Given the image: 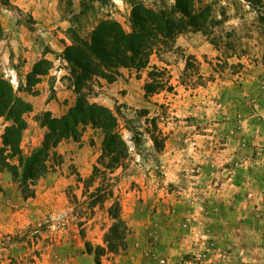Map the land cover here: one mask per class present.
<instances>
[{
  "label": "rangeland",
  "instance_id": "obj_1",
  "mask_svg": "<svg viewBox=\"0 0 264 264\" xmlns=\"http://www.w3.org/2000/svg\"><path fill=\"white\" fill-rule=\"evenodd\" d=\"M30 1L54 2L57 17L50 28L42 20L37 26L34 18L46 14L47 7L38 8L35 16L31 9L16 5ZM81 1L69 0L67 12L78 13ZM108 1L95 17L102 19L111 12V18L129 31V9L123 0ZM141 1L149 6L157 0ZM61 10L57 0H0V76L17 90L25 86L35 63L50 61L52 69L32 92L20 93L30 99L40 96L42 104L67 96L57 81L60 77L61 85L69 86L68 71L54 73L66 69L58 56L69 44V17L63 5ZM244 12L219 29L222 37L223 32H233L231 42L239 46L237 51L217 50L200 34L177 37L176 50L161 64L170 72L172 92L146 97L143 71L117 78L122 89H107L102 80L89 85L90 101L119 109L120 133L129 148L125 169L113 175L114 196L129 228L124 249L109 252L105 242L111 202L88 209L90 195L102 181H83L101 155L102 136L87 127L78 142L64 141L55 149L61 160L54 173L36 183L34 198L24 200L10 174L0 173V264H158L161 258L172 259L164 253L169 240L187 239L193 247L198 242L211 244L215 238L222 241L212 228L225 226L227 212L219 211L218 202L224 189H233L229 177L240 182L246 170L252 178H261L264 166V22L248 6ZM261 12L264 16V9ZM27 52L34 62L28 72ZM188 57L190 69L185 72ZM69 98L56 116L48 110L35 112L25 101L31 112L25 115L23 154L29 155L42 141L45 115L62 116L74 104V94ZM5 125L0 120V134ZM151 134L164 140L161 150L154 148ZM229 202L236 208L243 204L238 199ZM263 211L262 207L258 212ZM235 223L233 227L239 221Z\"/></svg>",
  "mask_w": 264,
  "mask_h": 264
},
{
  "label": "trees",
  "instance_id": "obj_2",
  "mask_svg": "<svg viewBox=\"0 0 264 264\" xmlns=\"http://www.w3.org/2000/svg\"><path fill=\"white\" fill-rule=\"evenodd\" d=\"M59 13L68 14L69 27L66 31L69 44L58 56L66 63L65 78L75 96L74 104L60 117L46 114L43 126L46 132L40 144L29 155L20 148L21 136L26 129L25 115L31 112V105L19 93L32 92L40 77L47 75L52 63L41 59L26 76L25 86L17 90L8 80L0 76V120L6 124L0 134V172H7L17 184L24 200L34 198L36 183L53 173L61 160L55 149L64 141L78 142L87 127L100 132L102 136L101 155L93 167L92 174L83 184L101 179V185L90 195L92 202L88 209H106L109 228L105 242L109 252L124 249V240L129 228L122 219L119 199L114 196L113 176L118 169H125L129 161V148L120 133L118 108L114 110L90 102L89 85L104 80L114 82L121 76V70L138 74L147 70L143 91L146 97L163 91L172 92L171 75L165 66L150 65L151 57L164 63L163 57L176 50L177 37L185 34H200L209 39L217 50L234 52L239 46L231 42L233 32L219 29L233 18L245 15L244 6L257 13L264 22L263 0H157L147 6L141 0H123L129 9V31L112 19L108 13L102 19L95 17L108 0H82L78 13H68L71 2L57 0ZM233 11V14L230 12ZM62 18V17H61ZM3 31L0 25V40ZM48 52V51H47ZM45 52V53H47ZM186 60L185 72L190 69ZM191 60V59H190ZM165 64V63H164ZM183 81V80H182ZM184 84V82H182ZM135 119L139 116L134 115ZM156 130L155 121L152 120ZM130 129V128H128ZM154 130V131H155ZM150 139L157 150L163 148V139L151 134ZM77 182H82L77 178ZM93 213V212H92Z\"/></svg>",
  "mask_w": 264,
  "mask_h": 264
},
{
  "label": "crops",
  "instance_id": "obj_3",
  "mask_svg": "<svg viewBox=\"0 0 264 264\" xmlns=\"http://www.w3.org/2000/svg\"><path fill=\"white\" fill-rule=\"evenodd\" d=\"M16 5L19 8L26 7L27 9H31V12L33 13V15H35L36 10L38 8L42 6L47 7L49 10L46 11V14L40 15V17L39 16L34 17L38 21L37 26L40 25L39 21L42 20V21H45L46 24H48L50 28L54 24V21H56L57 15H56V9L54 8V2L30 1L28 2V4L27 3L24 4L23 2H21V3H17ZM62 50L63 48L58 50V52L61 53ZM152 59H154V62L152 61ZM62 62L65 63L64 61ZM33 63L34 62L31 60L29 52H27L26 62L24 63L25 67L27 66L25 68L27 69V72L29 71L28 67H31ZM153 64L161 66L162 63H159L155 57H151L150 65H153ZM65 70L66 69L63 67L59 71H54V73L56 74L59 72L60 74L63 71L65 72ZM120 72H121V76L118 77L120 79L124 76L125 73L130 76H133V74L134 75L136 74L134 72H129L127 70H121ZM143 72L145 74L147 70H144ZM143 72H139L138 75H143ZM145 80L146 78H144V82ZM61 82L62 81H60V77H58L57 83H60L59 90H62L61 93L67 95L62 100L57 99V100H54L53 102L46 101L44 104H42V99H39L40 96L35 99L25 98L20 93H19V96L24 101L31 103L33 110L35 112L41 111V110H48L56 116L55 113L59 111V108L62 109L70 103L69 97L72 93L71 89L68 86L63 87L61 85ZM104 83L106 84L107 89H110V90L114 89V87L119 88V89L123 88L122 86H118L119 84L118 80L114 81L113 83H107L106 81H104ZM54 89L57 90L56 87H54ZM123 99L124 98L119 100L117 104H119ZM54 102L56 104L60 103V105L55 106ZM90 102L97 103L98 100L94 99L93 101H90ZM244 167L247 168L246 166ZM260 169L263 173L262 175L263 177L261 176V178H257V179L252 178L250 175H247L246 170H243L244 174L240 182L236 181L235 176L229 177L228 181L231 182V184L233 183L231 185L233 189H229L226 192L224 189L223 193H221V196H224V197L219 198L221 199L220 202H218L219 207H220L219 211L221 210L222 213L226 211L227 212L226 216L228 217H226L225 219V222H224L225 226L221 225L220 227L221 229L218 227H217L218 229L214 227L212 228L214 230L213 233L218 234L216 235V237L222 238V241H219L214 237L215 240L210 245L212 249L215 251H227V250L230 251L232 255V264H264V211H263V214L261 212L260 213L258 212L262 207L264 208V182H263L264 166H260ZM12 183L15 184L13 181ZM77 184L79 185L80 183H77ZM237 184H238V187H237ZM199 188H201V186H199ZM233 194L235 195L234 197L232 196ZM203 199H200L201 202L203 201ZM235 199L242 201L243 204L236 208L235 205L233 206L232 204H230L231 202H229ZM222 202H223V205L221 204ZM121 216H122V219L124 220L123 215H122V205H121ZM237 220L239 221V224L233 227V223H235ZM167 245H168V248L165 249L164 253L166 255H169L171 258H177L182 255L189 254L190 252L193 251V246L190 244L189 240L187 239L185 240L182 239L180 242H177L176 240L174 241L169 240L167 241ZM210 259H211V262H208L206 264H217V262L212 261V257Z\"/></svg>",
  "mask_w": 264,
  "mask_h": 264
},
{
  "label": "built area",
  "instance_id": "obj_4",
  "mask_svg": "<svg viewBox=\"0 0 264 264\" xmlns=\"http://www.w3.org/2000/svg\"><path fill=\"white\" fill-rule=\"evenodd\" d=\"M212 261L217 264H232V255L227 251H215L209 243L198 242L193 251L177 258H161L158 264H206Z\"/></svg>",
  "mask_w": 264,
  "mask_h": 264
}]
</instances>
